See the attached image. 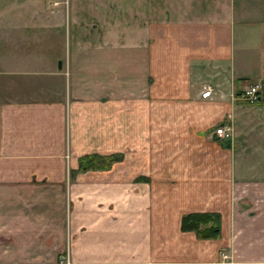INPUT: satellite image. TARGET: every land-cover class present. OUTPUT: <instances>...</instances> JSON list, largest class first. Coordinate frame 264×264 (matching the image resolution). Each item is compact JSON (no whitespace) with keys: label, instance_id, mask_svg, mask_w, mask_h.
Wrapping results in <instances>:
<instances>
[{"label":"crops","instance_id":"1","mask_svg":"<svg viewBox=\"0 0 264 264\" xmlns=\"http://www.w3.org/2000/svg\"><path fill=\"white\" fill-rule=\"evenodd\" d=\"M206 1L137 28L118 55L93 57L103 48L81 40L65 57H0V264H61L66 254L71 264H223L222 254L264 264V135L240 129L262 119L264 89L258 102L230 101L252 84L240 75L264 86V0ZM35 10L18 26L36 41ZM222 123L236 126V145L205 135ZM125 142L161 143L151 159L166 161L80 169L82 154ZM191 212L219 213L220 236L183 231Z\"/></svg>","mask_w":264,"mask_h":264},{"label":"rangeland","instance_id":"2","mask_svg":"<svg viewBox=\"0 0 264 264\" xmlns=\"http://www.w3.org/2000/svg\"><path fill=\"white\" fill-rule=\"evenodd\" d=\"M189 2H191V5L194 7L200 6V2L203 4L205 3V6L208 5V1L206 0H0V26H3V29L9 31L7 40L10 42V45H12L11 47H7L3 43H0V57L8 53L15 54L17 48H22L24 54H27V49L30 50L31 54H36L38 52L37 50L41 49L46 55L52 54L65 57L69 54V50L73 51L75 49L74 46L81 40H86L87 43L92 44L95 49L99 45L101 47L97 49L103 48V50H98V52L103 51L102 53H97V51L92 49L93 51H90V53H92L91 56L93 57L103 53L118 55L121 54V52H119L121 48L120 42L125 39V42L128 43L126 37L137 33V31H135L137 28H143L149 22L152 23L153 21L165 20L171 16L180 18L179 13H183L185 10H192V7L188 4ZM20 3L23 4L21 7L22 10L20 8L17 9L18 7L15 8L16 5ZM36 6L37 8L40 7V10L44 9L43 12H40V17L37 21L39 23L41 21L44 28H42L41 31H37L36 29L31 34V37L33 34L37 35L35 41V39L29 38L30 33L28 29H25L26 27L18 25L26 22L28 19L32 21L30 18L32 17V12L36 11ZM19 11L21 12L19 13ZM185 16L187 17V14H185ZM1 28L2 27H0V29ZM40 39H44V42L46 40H51L52 44H50V48H46L44 43H39ZM86 41H84L85 44H87ZM106 41L107 44L110 43L112 45L107 47ZM50 51L53 52L49 54ZM237 81H247L246 83L254 84L253 82L257 80L254 75H240ZM263 89L264 86L262 85L261 94L263 93ZM234 100L235 92H233L230 101L235 103ZM242 102L244 101L240 103ZM211 109L212 105L206 106V112L213 114L215 111ZM244 113H246V111H244ZM244 113L238 111L237 117L238 114L244 115ZM261 113L263 115L261 120L253 115L252 117H247L249 120L248 122L240 121V129L248 130L251 133L253 130H258L259 134L264 135V112ZM214 128L215 127H205V135H209L211 139H213L215 137L213 135ZM231 129L234 137L230 140L231 142L226 144L227 146H231L233 143L236 145L237 143L235 141L237 129L234 123ZM125 130L126 133H129L128 128H125ZM170 130L175 131L174 128ZM247 134L248 132H245L246 136ZM126 138L132 139V137ZM211 139L209 138V140ZM109 145L110 150L118 151L110 153V155L115 154V156H120L118 161L122 160L124 157L122 161H114L111 165L113 167L123 168L126 173H132V168L134 166H150L152 165L151 162L154 163L155 166H159L161 162L166 161V159L158 157H152L151 159L153 153L163 150V144L161 143L125 142L110 143ZM178 146L179 145L175 143L173 151L180 150L177 148ZM185 146L189 149L196 148V145L193 143H188ZM86 154L87 153H84L81 156ZM70 155L69 153L64 155L66 166H68V162L71 159ZM73 155L76 156L77 154L73 152ZM93 161L94 160H92L91 163ZM149 162L150 164H148ZM0 235H2V237L6 235L3 225L1 226V224ZM5 242L0 244L1 250L2 246L8 243ZM223 260L225 261V259L222 258L221 260L223 264L229 263ZM61 264H71L67 254L65 255L64 262Z\"/></svg>","mask_w":264,"mask_h":264},{"label":"trees","instance_id":"3","mask_svg":"<svg viewBox=\"0 0 264 264\" xmlns=\"http://www.w3.org/2000/svg\"><path fill=\"white\" fill-rule=\"evenodd\" d=\"M261 98V97H260ZM259 99L258 101H260ZM257 101V102H258ZM120 156L115 154L97 155L86 154L79 157L80 169L110 167ZM94 160L92 163L91 161ZM181 229L193 231L199 239H215L220 236V214L217 212H191L184 214L181 218Z\"/></svg>","mask_w":264,"mask_h":264},{"label":"built area","instance_id":"4","mask_svg":"<svg viewBox=\"0 0 264 264\" xmlns=\"http://www.w3.org/2000/svg\"><path fill=\"white\" fill-rule=\"evenodd\" d=\"M262 85L261 83L250 84L247 87L243 88L240 91L235 93L236 101H244L247 103L257 102L261 97ZM212 89L210 87H205L201 92L202 98H208L211 96ZM234 98V96H233ZM213 135H216L219 138L228 139L232 136V129L229 124H218L213 130ZM225 260L228 259V256L223 254Z\"/></svg>","mask_w":264,"mask_h":264}]
</instances>
